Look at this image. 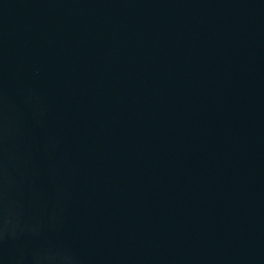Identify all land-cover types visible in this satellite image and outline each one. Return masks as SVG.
<instances>
[{"label":"water","instance_id":"obj_1","mask_svg":"<svg viewBox=\"0 0 264 264\" xmlns=\"http://www.w3.org/2000/svg\"><path fill=\"white\" fill-rule=\"evenodd\" d=\"M0 264H264V0H0Z\"/></svg>","mask_w":264,"mask_h":264}]
</instances>
